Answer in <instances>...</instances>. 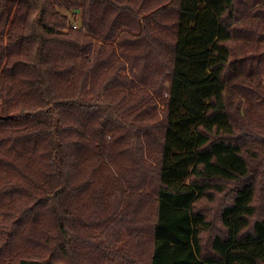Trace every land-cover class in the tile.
<instances>
[{
    "label": "trees",
    "instance_id": "16d2710c",
    "mask_svg": "<svg viewBox=\"0 0 264 264\" xmlns=\"http://www.w3.org/2000/svg\"><path fill=\"white\" fill-rule=\"evenodd\" d=\"M263 111L264 0H0V264H264Z\"/></svg>",
    "mask_w": 264,
    "mask_h": 264
},
{
    "label": "rangeland",
    "instance_id": "374dc122",
    "mask_svg": "<svg viewBox=\"0 0 264 264\" xmlns=\"http://www.w3.org/2000/svg\"><path fill=\"white\" fill-rule=\"evenodd\" d=\"M70 18L72 19V21L74 22L75 21V19L73 18V16L72 15H70ZM75 25H74V28H75V26L77 27V28H79V29H83L82 27H81V25H80V23H79V21L76 23H74ZM242 52V51H241ZM240 52V53H241ZM252 114H256V115H258V113L257 112H253ZM260 115H264V111H263V113H261ZM242 118H245V116H242ZM257 118V117H256ZM256 118H254L253 120H255ZM259 118V117H258ZM129 164V163H128Z\"/></svg>",
    "mask_w": 264,
    "mask_h": 264
},
{
    "label": "water",
    "instance_id": "95a60500",
    "mask_svg": "<svg viewBox=\"0 0 264 264\" xmlns=\"http://www.w3.org/2000/svg\"><path fill=\"white\" fill-rule=\"evenodd\" d=\"M76 12H80L79 10H77Z\"/></svg>",
    "mask_w": 264,
    "mask_h": 264
},
{
    "label": "built area",
    "instance_id": "2783aa9c",
    "mask_svg": "<svg viewBox=\"0 0 264 264\" xmlns=\"http://www.w3.org/2000/svg\"><path fill=\"white\" fill-rule=\"evenodd\" d=\"M75 28H77V27L75 26Z\"/></svg>",
    "mask_w": 264,
    "mask_h": 264
}]
</instances>
